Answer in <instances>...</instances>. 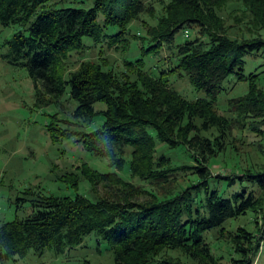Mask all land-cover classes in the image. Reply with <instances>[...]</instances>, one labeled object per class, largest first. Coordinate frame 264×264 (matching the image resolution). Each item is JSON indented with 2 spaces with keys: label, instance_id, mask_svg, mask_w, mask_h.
<instances>
[{
  "label": "trees",
  "instance_id": "1",
  "mask_svg": "<svg viewBox=\"0 0 264 264\" xmlns=\"http://www.w3.org/2000/svg\"><path fill=\"white\" fill-rule=\"evenodd\" d=\"M226 1L0 0V25L17 29L5 43L7 60L25 68L41 104H53L59 112L64 96L74 104L67 116L57 111L50 116V138L71 139L112 169L101 173L81 163L56 174L74 189L86 181L90 195L25 191L18 200L28 203L27 213L0 221V261L46 248L61 254L90 241L112 264H186L182 255L197 264H222L204 239L217 228V238L228 244L226 264H253L264 239V148L260 163L226 167V173L211 168L231 144L233 129L264 137V61L244 73L247 59L264 55V0H241L251 18L244 25L247 34L238 38L230 36L231 26L218 14ZM143 13L155 24L145 26L147 46L140 45L139 57L124 60L119 71L99 61H80L69 69L89 43L126 48L129 25ZM188 29L194 31L190 38L184 36ZM163 46L171 64L146 70L142 57L157 55ZM174 73L205 97H182L168 84ZM230 76L245 82L246 91L226 101L229 118L214 105ZM164 146L181 148L191 163L173 166L158 152ZM124 167L131 177L168 186L161 194L143 189L120 176ZM172 172L184 177L182 184H172ZM222 180L228 187L237 183L239 190L224 196L214 187ZM99 185L115 191L98 195ZM247 213L255 224L260 218V232L222 226ZM165 250L180 256L154 263ZM79 264L95 263L82 258Z\"/></svg>",
  "mask_w": 264,
  "mask_h": 264
},
{
  "label": "rangeland",
  "instance_id": "2",
  "mask_svg": "<svg viewBox=\"0 0 264 264\" xmlns=\"http://www.w3.org/2000/svg\"><path fill=\"white\" fill-rule=\"evenodd\" d=\"M64 0H53L60 2ZM155 13L159 10V5L155 4ZM219 16L224 20L226 26H231L230 36L240 37L241 34L246 35L245 23L249 22L250 14L246 13L245 7L241 0H227L218 11ZM155 18L149 14L143 13L138 19L133 20L129 25V32L126 35L128 46L123 49L107 48L101 44L91 45L82 52L75 54L72 58L73 65L69 67L73 70L80 61H99L104 68H110L114 71L122 69L123 61L139 57V47L147 46L145 31L146 25H154ZM250 25V22H249ZM254 29V27H252ZM16 26L0 25V221H10L16 217H23L28 211V203L20 202L18 199L24 197V192L40 191L45 194H69L74 192L90 195V185L86 181H80L77 189L61 183L56 174L68 170H74L75 166L85 163L98 172L106 173L111 171L104 159L92 155L83 149L81 144L73 142L71 139H63L62 141L53 142L47 131L48 123L51 115L55 111L59 112V108L53 104H41L38 102L36 90L34 89L32 80L22 66L12 65L6 54V41L16 32ZM194 35L193 30L187 32V37ZM185 36V35H184ZM144 39V40H143ZM86 40V39H85ZM143 40V41H142ZM88 42V41H87ZM170 52L163 46L157 55L143 56L144 67L146 70L154 73L156 68L166 69L169 63ZM264 61V55L256 59H247L244 66V73L248 74L252 69ZM168 84L173 87L182 97L187 100H195L204 98L202 91L196 90L189 83L185 76H177L175 73L168 75ZM246 91V83L228 77L223 82V90L216 97L214 108L220 115L232 117L233 113L228 111L226 101L228 99L244 94ZM63 103V111L59 112L61 116H67L74 104L66 100L65 96L61 98ZM102 108L96 105V109ZM231 144L226 145L223 154L216 157L212 161L211 171L226 173L227 169L245 168L252 163H260L262 154L260 152L264 143V137L251 133L246 128L233 129L230 139L227 141ZM128 149H126V153ZM158 152H162L169 156L173 166L189 164L190 158L181 148L170 149L167 147H159ZM172 172L171 178L174 179L172 184H182L184 177ZM120 176L143 189L155 193H163L168 185L160 188L157 184H149L130 176V172L126 167L119 172ZM224 196L229 195L235 190H239L237 183L231 187L226 186L225 181L215 182L214 187ZM112 188L97 186L98 195H111ZM147 197V196H146ZM141 197L139 199H142ZM251 214L229 219L223 223L226 230H234L237 226H243L249 231L256 232L260 225L253 223ZM217 228L212 229L204 234L206 243L212 250L215 257L221 258L222 264H226L229 258L228 244L222 243L216 234ZM260 232V231H257ZM264 232V229H263ZM264 237V235H263ZM104 250V249H103ZM101 250L97 252L95 246L90 241L82 246L65 250L61 254H54L49 249H44L42 253L28 251L24 257H14L12 259L0 261V264H79L82 258L89 259L95 264H112L110 255ZM180 256L178 251L165 250L155 258L154 263H158L161 259ZM180 260L186 264H197L185 256H180ZM255 264H264V239L262 248L256 257Z\"/></svg>",
  "mask_w": 264,
  "mask_h": 264
},
{
  "label": "crops",
  "instance_id": "3",
  "mask_svg": "<svg viewBox=\"0 0 264 264\" xmlns=\"http://www.w3.org/2000/svg\"><path fill=\"white\" fill-rule=\"evenodd\" d=\"M257 257V256H256ZM256 257H255V259H254V262H253V264H255V261H256Z\"/></svg>",
  "mask_w": 264,
  "mask_h": 264
},
{
  "label": "built area",
  "instance_id": "4",
  "mask_svg": "<svg viewBox=\"0 0 264 264\" xmlns=\"http://www.w3.org/2000/svg\"><path fill=\"white\" fill-rule=\"evenodd\" d=\"M184 35H185V36L187 35V32H186V31L184 32Z\"/></svg>",
  "mask_w": 264,
  "mask_h": 264
}]
</instances>
